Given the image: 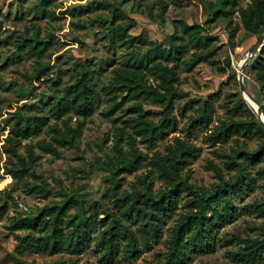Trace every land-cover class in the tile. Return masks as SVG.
<instances>
[{
  "label": "rangeland",
  "instance_id": "obj_1",
  "mask_svg": "<svg viewBox=\"0 0 264 264\" xmlns=\"http://www.w3.org/2000/svg\"><path fill=\"white\" fill-rule=\"evenodd\" d=\"M249 1L234 0L223 6L230 12L228 16L214 17L212 13L218 6L216 0H0V36L7 42L0 49V153L5 138L17 126L29 124L35 128L36 124L46 122L43 114L32 106L50 96L53 89L60 92L72 84L71 73L77 64L88 61L94 68L101 66L104 69V73L92 80L99 90L110 81L112 70L131 57L141 58L156 45L166 46L167 36L174 32L175 26L179 27L180 22L198 24L218 46L214 64H199L187 72L182 67L178 70V85L184 92V96L174 102L173 114L177 118L178 129L165 140L157 141L151 150L139 143L138 138L136 144L149 156L153 151L163 152L176 136L199 147L198 156L191 159L181 175L196 188H211L218 180L210 162L219 167L225 177L229 176L219 153L232 147L257 151L261 145V140L249 132L226 145L210 147L202 140L207 129H193L188 135L186 131L189 117L197 114L199 103L204 100L212 102L210 127L225 113V108L235 107V114L241 120L249 118L246 111L235 106L241 97L237 82L240 61L257 41L256 37L245 34L239 23L237 11ZM128 24L132 25L127 35L144 40V44L135 41L128 48L118 40L117 26ZM232 28L236 30L231 46L228 32ZM37 33L41 40L47 42L42 56L29 54L27 49L19 50L18 45L24 38ZM249 69L250 64L243 73V83L254 96L257 87ZM232 72L236 74L235 80L231 78ZM149 82L155 84L152 78ZM188 100L193 103L184 106ZM129 103L111 114L108 112L109 104L102 103L92 116L81 121V134L75 146L60 148L59 156L39 153L35 149L40 158L29 180L44 187H59L68 196L76 198L85 215L90 216L95 210L96 220L104 217L105 208L115 212L111 182L106 180L101 164L116 163L113 152L115 129L123 127V121L133 116L127 113ZM51 106L56 115L68 112L66 100L55 101ZM142 107L147 119L156 122L160 118L159 107L147 102ZM247 108L254 114L248 105ZM22 112L27 115L23 117ZM71 123L75 125V118ZM48 124L61 126L60 121L53 119H49ZM49 136L46 126H42L41 132L23 140V145L48 140ZM122 147L128 149L125 143ZM19 152L24 153V148L21 147ZM4 161L5 156L1 153L0 166ZM259 169H264V154L261 161L248 167L249 175L254 179L251 186L245 188L241 195L234 196V219L217 229L214 244L207 253L192 254L188 264H264V259L248 263L234 255L242 246L240 242L243 239H264V212L253 206L264 202V174L258 173ZM119 177L120 191L128 193L134 189L142 190L143 180L153 194L168 188L167 182L148 162ZM62 199L56 194L43 198L30 193L20 181L0 170V264H17V259L26 264H108L95 245L94 239L101 230L99 227L91 235L92 241L75 254L66 251L35 253L26 246L17 245L16 235L36 234L29 227L22 226L21 221L37 215L43 206ZM177 200L172 216L162 226L158 241L148 247L142 246L141 253L133 260L119 256L109 264H154L162 260L175 219L179 213L188 210L186 193H181ZM151 203L161 207V200ZM75 210L74 205L68 214H74Z\"/></svg>",
  "mask_w": 264,
  "mask_h": 264
},
{
  "label": "trees",
  "instance_id": "obj_2",
  "mask_svg": "<svg viewBox=\"0 0 264 264\" xmlns=\"http://www.w3.org/2000/svg\"><path fill=\"white\" fill-rule=\"evenodd\" d=\"M233 2L234 0H216L218 6L212 13L214 17L228 16L230 12L223 6ZM237 13L245 34L254 36L257 40L263 36L264 0H250ZM131 25H118L116 29L118 40L128 48L135 41L145 43L140 38L127 35ZM235 30L232 28L228 32L231 46ZM5 39L0 36V49L7 43ZM46 46L47 42L41 40L37 33L24 38L18 48L27 49L29 54L42 56ZM217 50L213 37L204 34L200 25L180 22L179 27L175 26L174 32L167 36L166 46L156 45L148 49L141 58L131 57L128 62L112 70L110 81L99 90L92 80L104 73V69L101 66L96 69L90 62L84 61L72 70V84L60 92L57 88L53 89L50 96L32 106L43 114L46 122L36 124L35 128L29 124L25 127L17 126L14 132L7 135L2 144L1 153L4 154L5 161L0 170L20 181L30 193L43 198L56 194L63 199L43 206L37 215L22 220V226L29 227L36 234L16 235L17 245L26 246L35 253L55 254L66 251L75 254L92 241L91 235L99 227L101 230L94 240L106 263L113 262L119 256L133 260L141 253L142 246L148 247L161 238L162 226L172 216L179 195L186 193L188 210L178 214L170 229L165 255L154 264H188L192 254L207 253L214 244L217 229L226 221L234 219V196L241 195L254 181L249 175L248 167L261 161L264 154V129L241 97L237 99L236 109L246 111L249 118L241 120L235 114V107L225 108V113L211 127L212 102L204 100L199 103L197 114L188 119L187 135L193 129H207L202 140L210 147L226 145L249 132L261 140L257 151L232 147L227 152L219 153L229 176L225 177L222 170L210 162L218 181L209 189L196 188L181 175L191 159L198 156L199 147L176 136L163 152L153 151L149 156L139 150L136 138L146 149L151 150L157 141L165 140L176 132L178 121L173 114L174 102L184 96L178 85V70L182 67L187 72L199 64H214ZM249 71L257 87L254 97L261 103L264 116V46L250 62ZM149 78L155 84L150 83ZM231 78L235 80V72L231 73ZM62 100H66L68 112L56 115L51 105ZM127 102H131L127 113L133 116L123 121V127L115 129L116 143L113 152L116 163L101 164L106 180L111 182L110 192L114 198L115 212L105 208L104 217L96 220L95 210L90 216L85 215L76 198L68 196L59 187H44L29 180L40 158L35 149L39 153L59 156L60 148L75 146L81 134V121L92 116L102 103L109 104L108 112L111 114ZM145 102L160 108V118L156 122L146 118L147 113L142 107ZM191 103L193 101L188 100L184 106ZM21 114L23 117L27 115L24 112ZM73 118L76 122L74 126L71 123ZM49 119L60 121L61 126L48 124ZM42 126H46L49 131L48 140L41 139L34 144L23 145V140L40 133ZM122 143L127 145V150L123 149ZM21 147L24 148V153L19 152ZM143 162L149 163L167 182L168 188L153 194L150 186L143 180L142 190L134 189L131 193L120 191L119 176L134 172ZM258 173L264 174V169H259ZM153 200H161V207L153 206ZM74 205V214H68V210ZM253 206L264 212V202ZM240 243L242 246L234 252L240 260L254 263L264 259V239L245 238ZM15 262L26 264L18 259Z\"/></svg>",
  "mask_w": 264,
  "mask_h": 264
},
{
  "label": "water",
  "instance_id": "obj_3",
  "mask_svg": "<svg viewBox=\"0 0 264 264\" xmlns=\"http://www.w3.org/2000/svg\"><path fill=\"white\" fill-rule=\"evenodd\" d=\"M262 46H264V34L255 42V44L247 51L243 59L240 61L239 70L237 73V82L242 99L250 107L252 112L255 114L258 123L264 129V116L261 110V103L247 91L243 83V73L246 67L250 64V62L256 56L257 52L262 48ZM250 101L255 104V108L250 104Z\"/></svg>",
  "mask_w": 264,
  "mask_h": 264
},
{
  "label": "bare ground",
  "instance_id": "obj_4",
  "mask_svg": "<svg viewBox=\"0 0 264 264\" xmlns=\"http://www.w3.org/2000/svg\"><path fill=\"white\" fill-rule=\"evenodd\" d=\"M250 104L255 108V104H253V102L250 101Z\"/></svg>",
  "mask_w": 264,
  "mask_h": 264
}]
</instances>
